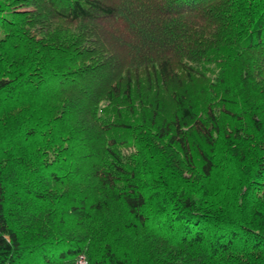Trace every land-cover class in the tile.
Here are the masks:
<instances>
[{"label":"trees","instance_id":"16d2710c","mask_svg":"<svg viewBox=\"0 0 264 264\" xmlns=\"http://www.w3.org/2000/svg\"><path fill=\"white\" fill-rule=\"evenodd\" d=\"M264 264V0H0V264Z\"/></svg>","mask_w":264,"mask_h":264},{"label":"built area","instance_id":"2783aa9c","mask_svg":"<svg viewBox=\"0 0 264 264\" xmlns=\"http://www.w3.org/2000/svg\"><path fill=\"white\" fill-rule=\"evenodd\" d=\"M79 264H88V263L86 262L85 257H82V258L79 260Z\"/></svg>","mask_w":264,"mask_h":264}]
</instances>
